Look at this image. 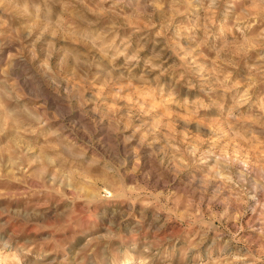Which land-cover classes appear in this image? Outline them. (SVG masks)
Returning a JSON list of instances; mask_svg holds the SVG:
<instances>
[{
    "label": "rangeland",
    "instance_id": "374dc122",
    "mask_svg": "<svg viewBox=\"0 0 264 264\" xmlns=\"http://www.w3.org/2000/svg\"><path fill=\"white\" fill-rule=\"evenodd\" d=\"M0 264H264V0H0Z\"/></svg>",
    "mask_w": 264,
    "mask_h": 264
}]
</instances>
